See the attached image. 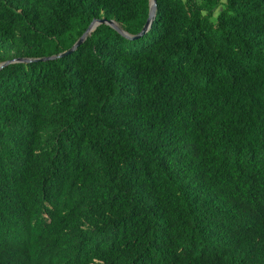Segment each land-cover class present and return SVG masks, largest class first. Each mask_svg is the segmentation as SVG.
Returning <instances> with one entry per match:
<instances>
[{"label": "trees", "instance_id": "obj_1", "mask_svg": "<svg viewBox=\"0 0 264 264\" xmlns=\"http://www.w3.org/2000/svg\"><path fill=\"white\" fill-rule=\"evenodd\" d=\"M150 0H0V62ZM0 264H264V0H157L0 70Z\"/></svg>", "mask_w": 264, "mask_h": 264}, {"label": "water", "instance_id": "obj_2", "mask_svg": "<svg viewBox=\"0 0 264 264\" xmlns=\"http://www.w3.org/2000/svg\"><path fill=\"white\" fill-rule=\"evenodd\" d=\"M150 4H151V8H150L149 17H148L145 25L143 26L142 30L136 35L129 34L114 19H106V18L94 19L91 22V24L89 25V27L87 28V30L83 33V35L67 51L62 52L58 55H52V56L41 57V58L17 57V58L9 59V60L0 62V70L2 68H4L5 66L12 64V63H16V62L29 63V62H33V61H39V60L46 61V60L56 59V58H59L61 56L70 54L73 51H75L79 47V45H81L85 41L87 36L89 34H91L93 30H95L100 24H103V23L111 26L112 28H114L116 31H118L122 36H124L127 39H130V40L139 39V38L143 37L144 35H146L148 33V31L151 29L153 22L155 20L156 14H157V0H150Z\"/></svg>", "mask_w": 264, "mask_h": 264}]
</instances>
